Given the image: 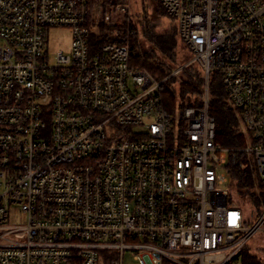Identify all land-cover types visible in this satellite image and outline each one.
I'll return each mask as SVG.
<instances>
[{"label":"built area","instance_id":"2783aa9c","mask_svg":"<svg viewBox=\"0 0 264 264\" xmlns=\"http://www.w3.org/2000/svg\"><path fill=\"white\" fill-rule=\"evenodd\" d=\"M139 2L0 0V264H239L254 239L264 249V202L254 219L227 205L224 170L248 153L264 189V0H158L204 79L202 106L172 114L160 86L188 64L161 81L131 65ZM93 12L124 43L92 50ZM57 28L71 41L51 61ZM211 74L243 149L215 140Z\"/></svg>","mask_w":264,"mask_h":264},{"label":"trees","instance_id":"16d2710c","mask_svg":"<svg viewBox=\"0 0 264 264\" xmlns=\"http://www.w3.org/2000/svg\"><path fill=\"white\" fill-rule=\"evenodd\" d=\"M135 12L130 21V28L134 31V35L129 38L131 65L147 70L155 80L161 81L173 70L191 61L192 54L180 41L175 24L170 28L158 29V19L168 17L158 0H140ZM95 13L93 12L90 22L94 26L89 40L92 50H98L103 44L124 43L125 28L110 30L100 17L95 18ZM179 43L189 52L182 60L177 57ZM203 84V72L200 67L194 62L186 65L160 86L164 109L172 114L176 108L201 107ZM208 110L215 121L216 142L227 149L245 148L246 136L241 130L239 113L229 107L228 97L215 74H211L209 78ZM224 170L229 190L226 204L240 208L254 219L264 202V189L252 155L230 152ZM254 241L257 244V238ZM256 244L246 246L241 251L239 264H263L264 249H255Z\"/></svg>","mask_w":264,"mask_h":264},{"label":"rangeland","instance_id":"374dc122","mask_svg":"<svg viewBox=\"0 0 264 264\" xmlns=\"http://www.w3.org/2000/svg\"><path fill=\"white\" fill-rule=\"evenodd\" d=\"M158 23H159L158 24V29L159 30H162V29H165V28H170L171 26L174 25V22H172L166 16L165 17L164 16L160 17L158 19ZM70 41H71V33H70V31L68 29H66V28H57V29L49 30L48 31L47 50H48V53H49V56H50V60L51 61L53 60V56L58 51L66 53L68 51V49H69ZM188 54H189V52L182 46V44H180V43L177 44V57L179 59L182 60ZM188 63H186V64H188ZM173 71H175V70H173ZM241 130H242V128H241ZM244 135L246 136L245 133H244ZM246 140H247V138H246ZM12 211L13 212L11 213L12 216L10 218V223L11 224H19V225L23 224L24 220H25L24 219V215L19 211V209L14 208ZM248 246L249 247L254 246V242L250 243ZM124 264H134L132 262V260H131L130 253H126L125 258H124Z\"/></svg>","mask_w":264,"mask_h":264}]
</instances>
